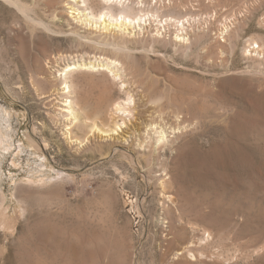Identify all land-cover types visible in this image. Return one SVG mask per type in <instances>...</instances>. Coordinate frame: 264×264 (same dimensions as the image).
I'll return each instance as SVG.
<instances>
[{"label":"rangeland","instance_id":"1","mask_svg":"<svg viewBox=\"0 0 264 264\" xmlns=\"http://www.w3.org/2000/svg\"><path fill=\"white\" fill-rule=\"evenodd\" d=\"M23 1L55 32L0 0V264H264V0H113L141 25L95 19L101 0ZM106 58L126 81L70 70L65 137L55 69ZM130 95L137 122L180 127L158 156L167 172L89 134Z\"/></svg>","mask_w":264,"mask_h":264},{"label":"bare ground","instance_id":"2","mask_svg":"<svg viewBox=\"0 0 264 264\" xmlns=\"http://www.w3.org/2000/svg\"><path fill=\"white\" fill-rule=\"evenodd\" d=\"M5 1L8 2L9 4L13 5L15 8H17L18 11H20L25 16L27 21L29 20L32 23L36 24L37 26L43 27L48 33H54L55 32L51 26V23L44 22L39 18L33 17V15H32L33 9L28 4H26L23 0H5ZM101 2H104L107 4V9L103 12L101 11V13L98 15L97 18H95L94 14H92V13H91V15L89 14L92 18H95V19H97L99 21H103V22L106 18H109L112 21L113 20L116 21V23H120V24H124V25H136V24L141 25L142 16H144V15L133 16L132 13L134 12V8L132 6L125 5L123 1L122 2L121 1L114 2L113 0L112 1L111 0H101ZM87 5H88V0H83L82 6L87 7ZM116 6L117 7L121 6L120 7L121 8L120 13H118V14L114 13V8ZM82 13H83V11H82ZM82 15H84V13ZM144 21H146L145 17H144ZM109 45L113 46L115 51H118V52H123V51L127 50V46L120 45V44L115 43V42L110 43ZM119 62L120 61L109 60V59H107L106 61H105V59L104 60H96L95 62L81 60V61H75V62L67 63L64 67H59V68L55 69V77L62 81L61 82L62 87L60 89V91H61L60 93L62 95V98H60L61 101L59 102L60 103V106H59L60 111L58 112V115L61 117L64 116L66 118L63 117L62 119H67V121H70L69 123L66 121L68 124H65L64 128H63V133L65 134V137L66 136L69 137V135L71 133L70 124L79 121V115L77 112L78 109H76V105L78 104V102H77L78 100H76L77 98H74L73 96H71V91H72L71 87L72 86L70 85L71 83L69 81L70 70L75 69V68H81V67H82V69H84L83 67H89L90 69L107 70V72L109 73V76L113 80L125 82L126 80H125L124 69L121 67V65H120L121 63H119ZM101 64H102V66H101ZM95 67H101V68H95ZM132 96L133 95H130L127 102H125V103L124 102L123 103L122 102H118V103L116 102L115 106H113V108L115 109L114 110L115 113L119 114V119L116 120L113 127L109 128L108 130H99L100 128L98 129V128L93 127L92 130L90 129L91 131L89 132V134L90 135H94V134L97 135L98 134L101 136H105V139L107 137V139H111V140H112V138H114L116 144H118L117 148H125L126 147L127 149L137 150L142 155H146V157H147V155H151V157L154 156L155 160H157L156 167L158 164V168H159L160 172H161V170L164 172L165 171L167 172L168 170L163 163L164 161L158 160L159 159L158 156H159V153H161V150H164L167 147H169V148L172 147V144H173L172 137L175 135V133H178V131H176V130L177 129L179 130L180 127H179V125L170 122L169 119L167 118V116L165 115V113H162V112L159 115L154 116L152 119H148L147 121L145 119L144 123L142 122V120H141V122H137V121H140V119L142 118L141 117L142 112L138 111V110H140V108L138 110H136V108H138V107H133V105H135L137 100L134 101V98ZM101 101L102 100H100V102ZM138 103H140V102H137L136 104H138ZM99 107H100V105H99ZM99 107L97 106V109ZM98 111L103 116H105V111H102L101 108H99ZM58 115L56 114V116H58ZM59 121H60V119H59ZM140 125H143L142 129H141ZM172 133L174 134L173 136H171ZM77 144H78V146H81V147L83 145V143H81V142H77ZM179 158H181V157H179ZM173 162H174V169H178L177 168L178 167V165H177L178 164V156L176 157L175 161H173ZM180 162H181V160H180ZM180 165H182V163H180ZM168 174L169 173H167L166 175H168ZM174 177H175V174H174ZM169 181H172V180L169 178ZM169 181H168V179L162 180V184H163L164 188L165 187L168 188L171 186L170 185L171 182H169ZM177 181H179V180H177ZM170 189H172V188L170 187ZM177 194H179V193H177ZM163 196H165V195H163ZM185 196H187V195H185ZM183 198L187 199L185 197H183ZM174 199H175V197L173 199L170 198L169 200H171L173 203V202H175ZM181 203H183V202H181ZM163 204H164L165 212L168 213L169 211L170 212L172 211V208H170L169 205L168 206L166 205V200L163 202ZM163 226H164V224H163ZM181 233H179V234H181ZM183 234L185 235V232L182 233V235ZM177 236L179 237V235H177ZM180 237H181V235H180ZM179 240H181V239H179ZM181 250L182 251L176 253L175 256L183 254L186 251L188 253V250H190V248L185 246Z\"/></svg>","mask_w":264,"mask_h":264}]
</instances>
